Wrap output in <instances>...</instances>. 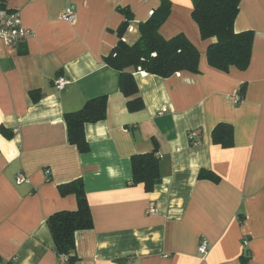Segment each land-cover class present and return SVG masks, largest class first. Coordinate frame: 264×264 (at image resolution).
Listing matches in <instances>:
<instances>
[{
  "label": "crops",
  "instance_id": "obj_1",
  "mask_svg": "<svg viewBox=\"0 0 264 264\" xmlns=\"http://www.w3.org/2000/svg\"><path fill=\"white\" fill-rule=\"evenodd\" d=\"M163 1L159 34H182L198 51V73L161 78L133 71L126 97L105 58L122 40L133 45ZM32 35L13 48L0 40V258L2 264H57L46 219L75 210L59 186L81 180L93 221L74 236L75 264H264V0H239L236 33H253L246 69L208 65L191 18V0H6ZM73 9V22L61 20ZM67 83L57 90L53 80ZM246 87L238 104L231 97ZM105 96V118L84 126L80 153L67 139L64 115ZM142 101L129 111L127 103ZM219 123L233 128L224 148L211 140ZM197 132V144L189 133ZM153 154L159 183L131 185L130 158ZM217 180L199 178L200 171ZM22 172L28 182L15 183ZM149 209H154L149 213ZM209 249L197 253L200 239ZM245 252L249 259L241 261Z\"/></svg>",
  "mask_w": 264,
  "mask_h": 264
},
{
  "label": "trees",
  "instance_id": "obj_2",
  "mask_svg": "<svg viewBox=\"0 0 264 264\" xmlns=\"http://www.w3.org/2000/svg\"><path fill=\"white\" fill-rule=\"evenodd\" d=\"M191 3V18L198 27L200 37L204 40L214 39L206 50L208 65L220 71H228L231 66L239 70L246 69L251 56L253 33L234 31L235 18L239 13V0H191ZM119 11L124 13L125 19L118 28V42L105 58V62L119 72V88L126 97L137 92L134 79L128 69L161 78L183 71L199 72L198 51L182 34L167 40L159 34V27L169 14L167 1H163L145 22L138 24L140 37L133 45H127L122 40L123 34L130 26V14L125 8ZM245 90L246 87L242 84L237 92L239 102L244 97ZM127 107L129 111L138 110L142 107V101L131 100L127 103ZM105 111L106 97L100 96L88 100L79 111L64 115L68 142L76 146L80 153H86L89 150L84 126L87 123L103 120ZM0 130L7 135L5 130ZM211 140L221 147H231L232 126L219 123L211 132ZM130 165L129 183L142 184L146 192H151L160 181L157 158L153 154L133 155L130 158ZM198 177L217 180L213 173L203 170ZM59 189L62 194L75 195L76 209L52 213L46 219V226L56 255L66 256V264H75L78 261L75 254V233L91 229L93 221L81 180L61 185ZM247 259L249 256L243 252L241 261ZM0 264H2L1 258Z\"/></svg>",
  "mask_w": 264,
  "mask_h": 264
},
{
  "label": "built area",
  "instance_id": "obj_3",
  "mask_svg": "<svg viewBox=\"0 0 264 264\" xmlns=\"http://www.w3.org/2000/svg\"><path fill=\"white\" fill-rule=\"evenodd\" d=\"M61 20L66 22H73L75 19V13L73 9L69 8L61 15ZM32 32L24 28L21 24L19 13L16 10H12L7 7L6 0H0V40L7 46L17 48L23 44L30 36ZM67 83V79L64 76H57L53 80V85L57 90H61ZM238 92V91H237ZM237 92L231 97V101L234 104L239 103ZM197 132H190L188 137L192 145L198 143L196 140ZM28 182L27 176L22 172H18L15 176V183L22 184ZM154 209H149L148 212L152 213ZM209 249V244L206 239L202 238L197 244V253L204 257ZM67 257L64 255L58 256L57 264H66Z\"/></svg>",
  "mask_w": 264,
  "mask_h": 264
}]
</instances>
